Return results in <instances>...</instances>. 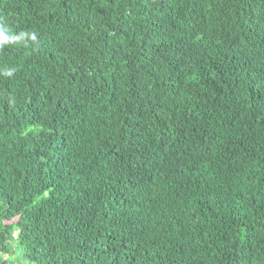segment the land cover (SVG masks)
I'll list each match as a JSON object with an SVG mask.
<instances>
[{
	"label": "trees",
	"instance_id": "16d2710c",
	"mask_svg": "<svg viewBox=\"0 0 264 264\" xmlns=\"http://www.w3.org/2000/svg\"><path fill=\"white\" fill-rule=\"evenodd\" d=\"M0 26L36 34L0 45V264H264V0H0Z\"/></svg>",
	"mask_w": 264,
	"mask_h": 264
},
{
	"label": "clouds",
	"instance_id": "9594fccd",
	"mask_svg": "<svg viewBox=\"0 0 264 264\" xmlns=\"http://www.w3.org/2000/svg\"><path fill=\"white\" fill-rule=\"evenodd\" d=\"M25 36H28L31 40L36 39L35 33H31V34L20 33L19 35H10L8 30L5 27L0 26V45L10 43V42L21 41L25 38Z\"/></svg>",
	"mask_w": 264,
	"mask_h": 264
},
{
	"label": "rangeland",
	"instance_id": "374dc122",
	"mask_svg": "<svg viewBox=\"0 0 264 264\" xmlns=\"http://www.w3.org/2000/svg\"><path fill=\"white\" fill-rule=\"evenodd\" d=\"M12 261L16 262V260L18 259V254L17 253H13L11 255V258H10ZM21 264H26L25 262H21Z\"/></svg>",
	"mask_w": 264,
	"mask_h": 264
}]
</instances>
